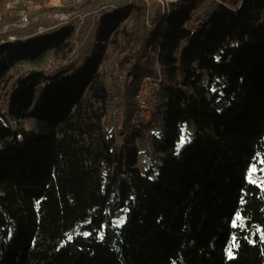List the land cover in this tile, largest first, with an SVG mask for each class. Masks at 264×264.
<instances>
[{"label": "trees", "instance_id": "obj_1", "mask_svg": "<svg viewBox=\"0 0 264 264\" xmlns=\"http://www.w3.org/2000/svg\"><path fill=\"white\" fill-rule=\"evenodd\" d=\"M204 1H168L151 25L146 0L105 13L101 45L52 75L15 73L68 60L73 26L0 43V264H264L249 178L264 164V0ZM156 62L141 124L134 96Z\"/></svg>", "mask_w": 264, "mask_h": 264}, {"label": "rangeland", "instance_id": "obj_2", "mask_svg": "<svg viewBox=\"0 0 264 264\" xmlns=\"http://www.w3.org/2000/svg\"><path fill=\"white\" fill-rule=\"evenodd\" d=\"M84 0H0V43L5 41L20 40L27 44L44 42L45 38L62 28L71 25L75 31L72 42V52L66 61L52 60L47 54H41L34 59L20 60L16 67L15 76L26 75L28 72L41 71L45 75H52L69 65H77L82 59L91 52L92 48L101 45V41L96 36L97 21L105 13L116 9L137 4L139 0H103L97 5L88 7ZM173 1V0H169ZM149 4L151 13L147 24L151 25L152 15L157 9L166 8V0H146ZM241 0H236V5H240ZM165 6V7H164ZM208 8V0H205L200 10ZM137 12L131 11L125 17L127 24H136ZM132 26V28L134 27ZM90 63V62H89ZM104 64V65H103ZM99 66L103 70L106 63ZM97 65V64H96ZM113 74L108 78V84L114 90L118 79ZM112 111V109H111ZM114 116V114H113ZM108 119L114 123V117ZM193 128L190 125L185 127V133L177 142V149L182 144V140L188 142L192 138ZM144 150V147L142 146ZM145 160V153L142 155ZM144 165V164H143ZM261 174L256 173L253 168L250 170L249 178L259 184L264 189V164ZM120 224L123 222V215L116 218Z\"/></svg>", "mask_w": 264, "mask_h": 264}, {"label": "built area", "instance_id": "obj_3", "mask_svg": "<svg viewBox=\"0 0 264 264\" xmlns=\"http://www.w3.org/2000/svg\"><path fill=\"white\" fill-rule=\"evenodd\" d=\"M156 65L157 75L143 76L135 92V114L139 117L141 124L150 121L157 110L158 95L162 89V74L157 62Z\"/></svg>", "mask_w": 264, "mask_h": 264}, {"label": "snow or ice", "instance_id": "obj_4", "mask_svg": "<svg viewBox=\"0 0 264 264\" xmlns=\"http://www.w3.org/2000/svg\"><path fill=\"white\" fill-rule=\"evenodd\" d=\"M184 142H186V141L182 140V144H183ZM253 170H254V169H253ZM85 235H87V233H85ZM68 238L71 239V236H69ZM101 238H102V237H101Z\"/></svg>", "mask_w": 264, "mask_h": 264}]
</instances>
